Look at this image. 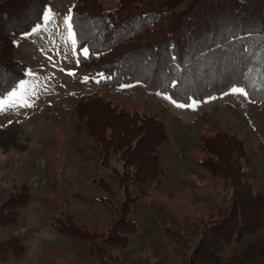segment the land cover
Masks as SVG:
<instances>
[{
    "label": "rangeland",
    "instance_id": "374dc122",
    "mask_svg": "<svg viewBox=\"0 0 264 264\" xmlns=\"http://www.w3.org/2000/svg\"><path fill=\"white\" fill-rule=\"evenodd\" d=\"M75 1L51 0L45 12L50 20L43 17L15 38L28 69L16 95L0 98V249L18 240L25 251L0 253V264H191L188 258L192 264H264V228L231 242L204 233L220 219V209L230 206L232 189L200 162L207 155L201 137L227 130L244 140L246 179L264 189V112L247 94L231 91L185 103L141 82L100 84L96 69L80 63L73 28L70 37L65 23ZM103 1L106 8L118 2ZM88 95L139 115L155 114L168 133L158 149L159 180L131 202L137 230L129 232L125 248L111 252L117 262L96 253L81 231L99 235L98 245L105 242L117 218L115 206L126 198L119 154L103 165L97 141L77 113V102ZM17 203L14 216L8 210ZM68 221L80 228L77 236L55 225ZM199 245L208 246V256L194 254ZM103 247L101 253L110 251Z\"/></svg>",
    "mask_w": 264,
    "mask_h": 264
},
{
    "label": "trees",
    "instance_id": "16d2710c",
    "mask_svg": "<svg viewBox=\"0 0 264 264\" xmlns=\"http://www.w3.org/2000/svg\"><path fill=\"white\" fill-rule=\"evenodd\" d=\"M50 1L0 0V98L16 90L27 73L16 36L42 23ZM71 24L78 59L96 69L100 84L141 82L148 90L166 92L185 103L239 87L264 112V0H118L113 8H106L103 0H76ZM76 110L97 141L94 148L101 163L108 166L119 154L124 168L118 178L126 198L115 206L117 218L105 242L98 245L99 235L81 230L96 253L117 262L112 260L113 250L125 248L129 232L137 230L131 202L162 173L158 149L168 138L166 125L155 114L119 109L97 95L81 98ZM201 138L207 155L200 162L232 189L230 206L220 209L223 214L210 227L204 225V233L212 231L219 241L231 242L262 230L264 189H255L246 179L244 164L250 160L244 140L223 129ZM103 185L112 191L108 182ZM19 205L8 212L17 216ZM69 221L55 225L77 236L80 228ZM103 244L110 248L106 254L101 253ZM207 247L197 246L194 254L202 251L208 256ZM24 251L18 240L0 249L3 257Z\"/></svg>",
    "mask_w": 264,
    "mask_h": 264
},
{
    "label": "snow or ice",
    "instance_id": "6c2138e0",
    "mask_svg": "<svg viewBox=\"0 0 264 264\" xmlns=\"http://www.w3.org/2000/svg\"><path fill=\"white\" fill-rule=\"evenodd\" d=\"M44 19L45 20H50V16L48 15V13H45V15H44ZM71 20V17H65V23L68 25V28H69V35H70V37H71V24L69 23V21ZM37 29L36 28H34L33 29V32H35ZM73 43H75V40H73ZM83 51H84V54H87L88 53V49L87 48H84L83 49ZM0 71H2V70H0ZM24 86V84H23V82H21L20 84H18V85H15L14 86V88H21V87H23ZM231 93H233V94H235V93H241V94H247L246 93V91H245V89H243V88H239V87H232L231 88ZM8 95L9 96H15L16 95V91L15 90H13V91H11V92H9L8 93ZM195 103V101H193L192 103H190V104H188L187 106H189V107H191L192 106V104H194ZM177 106L178 107H185L186 105H184V104H177Z\"/></svg>",
    "mask_w": 264,
    "mask_h": 264
}]
</instances>
